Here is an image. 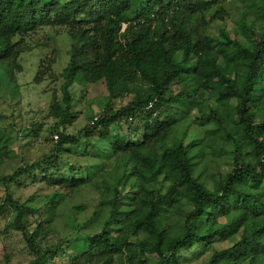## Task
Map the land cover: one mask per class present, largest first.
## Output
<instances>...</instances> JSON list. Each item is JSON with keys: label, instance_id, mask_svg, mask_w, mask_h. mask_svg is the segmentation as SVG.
<instances>
[{"label": "trees", "instance_id": "obj_1", "mask_svg": "<svg viewBox=\"0 0 264 264\" xmlns=\"http://www.w3.org/2000/svg\"><path fill=\"white\" fill-rule=\"evenodd\" d=\"M232 15L228 30L221 22ZM48 27L68 36L60 71L47 57L34 76L60 81L42 116L53 120L51 146L0 174V214L12 216L27 264H52L67 248V264H183L205 255L206 264H264V0H0L4 101L15 99L33 34ZM96 82L107 91L97 119L68 134L72 87ZM2 119L0 162L12 153L15 125ZM188 121L203 134L184 144ZM41 128L35 121L20 133L37 137ZM69 148L83 150V165L66 167ZM197 162L200 173L218 174L201 179ZM27 181L51 190L35 199L42 205L11 195L12 184ZM84 189L97 195L89 221L98 229L52 242L57 207Z\"/></svg>", "mask_w": 264, "mask_h": 264}, {"label": "rangeland", "instance_id": "obj_2", "mask_svg": "<svg viewBox=\"0 0 264 264\" xmlns=\"http://www.w3.org/2000/svg\"><path fill=\"white\" fill-rule=\"evenodd\" d=\"M235 5L241 6L242 4L240 1H237ZM233 7L235 6L233 5ZM233 16L226 17L221 22V25L231 30L236 20ZM67 37L63 28L60 27H48L38 30L37 33L33 34L32 40L30 41L37 46H34L32 50L24 53L22 56L21 63L23 69L17 74L18 88L13 91L15 92L14 100H11V102L10 100L9 102L8 100H3L8 96L6 94V88L0 84V116H3V125L7 126L11 122L15 124L13 125L12 131L8 130L10 134V151L12 153L2 158L0 162V174H9L23 159L25 161L35 160L50 149L51 136L48 128L53 120L51 118L46 120L42 116H46L53 90L59 86L60 81L53 82V76L46 74L42 81L34 82V76L38 68H40L41 60L47 57L56 59L53 69L56 73L60 71V68L67 59ZM172 87L178 92L181 90L182 84L178 83ZM72 93L74 95L72 108L73 119L71 124L66 127V132L71 135L81 131L89 122L90 117L98 116L103 107L107 91L105 90L103 82H96L88 84L87 87L74 85L72 87ZM186 114L192 120L191 116L193 112L190 108L187 109ZM35 121H40L42 124L38 136L26 138L21 135L20 130ZM188 122L187 131L184 135V144L200 141L203 134L202 127L194 122ZM65 155L68 160L66 167L69 164L73 166L83 165L86 160L84 152L80 148L78 150L69 148V152ZM195 166L194 173L200 174L201 179L208 177V172H216L215 174H218L216 167L208 170L206 172L207 174H203L204 172H200L205 171L204 165L201 162H197ZM50 191L47 188L40 189L38 186H31L28 181L24 186L12 184L10 187L11 195L15 198L25 199L31 196L34 199L33 205H42V203L37 202L35 199L39 195L47 194ZM4 195V186L0 184V202L4 198ZM97 200V195L90 189H84L72 196L68 195L66 200L59 204L53 214L52 221L54 229L48 238L52 242H57L59 239L67 237L72 233L74 228H78L80 232L96 231L99 225L96 222H90L89 219L92 212L97 208ZM77 206H82V208L79 209ZM6 215L7 213L0 214V264H27L32 259V255L28 251L21 233L7 225L11 221L12 216L8 220ZM37 217L38 215L34 213L29 216L27 222L30 228L35 227V219ZM85 222L87 223L85 224ZM63 246L65 247V245ZM70 252L71 249L67 248L66 254L56 256L52 264H67ZM206 259V255L203 258L191 262L185 259L183 264H206ZM155 261L156 258L151 257L149 264H154Z\"/></svg>", "mask_w": 264, "mask_h": 264}, {"label": "built area", "instance_id": "obj_3", "mask_svg": "<svg viewBox=\"0 0 264 264\" xmlns=\"http://www.w3.org/2000/svg\"><path fill=\"white\" fill-rule=\"evenodd\" d=\"M96 119H97V117H94V120H96ZM92 123H93V121H92ZM54 138L56 139L57 135H54Z\"/></svg>", "mask_w": 264, "mask_h": 264}]
</instances>
